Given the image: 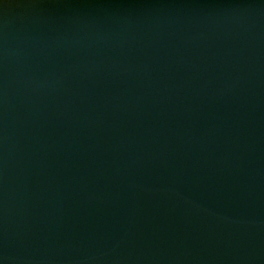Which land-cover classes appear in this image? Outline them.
<instances>
[{"label": "water", "instance_id": "water-1", "mask_svg": "<svg viewBox=\"0 0 264 264\" xmlns=\"http://www.w3.org/2000/svg\"><path fill=\"white\" fill-rule=\"evenodd\" d=\"M0 264H264V0H0Z\"/></svg>", "mask_w": 264, "mask_h": 264}]
</instances>
